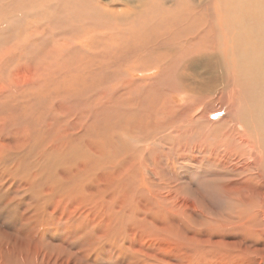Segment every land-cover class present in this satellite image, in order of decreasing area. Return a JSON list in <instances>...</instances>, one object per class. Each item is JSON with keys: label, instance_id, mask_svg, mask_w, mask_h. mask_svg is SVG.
I'll list each match as a JSON object with an SVG mask.
<instances>
[{"label": "rangeland", "instance_id": "obj_1", "mask_svg": "<svg viewBox=\"0 0 264 264\" xmlns=\"http://www.w3.org/2000/svg\"><path fill=\"white\" fill-rule=\"evenodd\" d=\"M84 1L0 0V19L9 21H6L8 28H15L23 19H30L31 26L34 27L39 16H44L41 17V20H44L41 28L43 35L37 34L39 46L31 48L29 65L22 61L13 63L8 59L0 62L3 63L0 69V117L6 118L16 112L19 117L24 118L21 111L26 107L29 116L25 125L8 127V130L4 129V134L0 130V143L2 141L6 144L4 152H0V264H264V0H206L205 3L204 0ZM157 3L163 9L158 8ZM214 4L223 11H231V14L241 8L250 10L253 15V25L247 19L236 23L231 15V26L235 27V30L231 29L230 34L235 40H243L235 48H225L224 35H219L218 29L211 37H206L211 38L212 43L209 45L208 39L197 38L192 26V17L189 16L191 8L198 7L206 11V14L209 13L206 19L201 16L196 18L202 26H208L214 24L211 18L216 17L215 11L212 10ZM105 9H108V12ZM133 25L135 26L132 28ZM31 31L35 35L34 29ZM7 33L11 35L9 38L19 39L9 29L0 28V38L8 35ZM141 38V41L138 40ZM91 39L92 41L87 43ZM148 40L151 42L148 43ZM115 42L119 43L116 45ZM92 43L95 45L92 46ZM53 44L58 50L61 48L59 51L62 53L61 58L63 57L57 65L52 63L50 56ZM66 44L71 46H65ZM190 49L213 53L225 68L226 64L231 65L230 69L233 68L231 70L236 74L238 91L233 90V87L227 89L231 92L229 98V93L224 89L216 96L207 97L210 99L206 103L201 92L195 90L192 85H187L182 70L183 63L178 62L181 58L178 52L185 55ZM92 53L96 55L93 56ZM24 56L25 54L22 55ZM117 57L123 58L120 60ZM110 58L114 63L117 62L118 66ZM86 60L91 61L88 63ZM130 62L136 66L132 68ZM81 64L84 65L82 75L87 77L83 84H80L77 78V69L81 68ZM99 65L103 67L101 74ZM152 66L161 67L160 75L155 78L156 82L146 78V68ZM132 69L137 73L129 74ZM190 74L188 76H191ZM65 75L68 79L73 77L70 84L67 83ZM130 75H133L132 78ZM130 79L134 80L132 84ZM60 80H63L64 86ZM92 81L97 82L94 85ZM16 83H27L30 90L27 93L26 87L16 89ZM9 84L13 86L6 90L4 86ZM84 87H87L86 99L77 100L76 98L84 94L81 91ZM75 92H78V95ZM126 92L132 100L134 98V101L139 103L136 110L127 107L126 102L130 100L127 99ZM12 93L18 94L17 97L7 99ZM113 93L116 94L115 97L120 93L121 98H115ZM25 94L30 96L28 104L22 107L21 104L27 97ZM223 96L230 99L229 104V99L224 100ZM91 97H103V102L108 100L110 104L108 103V108L98 110L97 113L94 108L89 114L86 107ZM57 104L60 106L58 110H61L51 111V108H57ZM65 109L69 114L66 119L71 133V142L66 144L70 153L63 150L66 148L61 151L66 163L51 152L44 153L38 148L41 144L47 146L52 137H55L56 141L58 131L56 128H47V123L52 124L53 117L63 114ZM120 113L122 118L118 115ZM76 116H80L87 123L94 122L96 126L86 128L80 123L84 129H79L73 123L74 120L80 122ZM135 119L137 124L133 122ZM119 124H122L120 129ZM80 134H87L92 138V142L81 144L79 140L74 141L73 138ZM136 134L139 136L136 137ZM117 150L123 151L118 153ZM152 150L155 153H152ZM24 154H27V158ZM114 155L116 156L113 157ZM88 160L91 162L88 163ZM114 160L121 161L120 171L122 169L125 172L116 173L110 170L114 172L110 179H105L102 174H90L92 165L96 167L94 171H100L108 165L116 166L114 164L117 162ZM130 169L135 171V175ZM79 170L80 173L85 171L84 174L81 173L82 176H78ZM92 177H95V180ZM132 177H135L134 181ZM137 179L144 182L141 190L135 193ZM101 195L105 198L102 199Z\"/></svg>", "mask_w": 264, "mask_h": 264}, {"label": "bare ground", "instance_id": "obj_2", "mask_svg": "<svg viewBox=\"0 0 264 264\" xmlns=\"http://www.w3.org/2000/svg\"><path fill=\"white\" fill-rule=\"evenodd\" d=\"M86 1V0H85ZM84 1V2H85ZM151 1V0H150ZM186 1V0H185ZM197 1V0H196ZM205 1L206 0H204L203 2L205 3ZM213 1V0H212ZM212 1H210L211 3H212ZM215 1V0H214ZM228 1V0H227ZM237 1V0H236ZM36 2H37V0H36ZM210 2H208V3H210ZM217 2H218V0H217ZM229 2V1H228ZM246 2V1H245ZM2 3H4L3 1H2ZM149 3V2H148ZM155 3V2H154ZM210 3V4H211ZM231 3V2H230ZM235 3H237V2H235ZM242 3H243V1H242ZM256 3V2H255ZM147 4V3H146ZM158 4V3H157ZM156 4V5H157ZM219 4V3H218ZM233 4V3H232ZM36 5H38L37 3H36ZM46 5V4H45ZM103 5V4H102ZM143 5H145V3L143 4ZM209 5V4H208ZM158 6V8H160L159 7V4L157 5ZM224 6V5H223ZM65 7V6H64ZM63 7V8H64ZM107 7L110 9V7L107 5ZM112 7H114V5L112 6ZM141 7V6H140ZM142 7H145V6H142ZM153 8H155L154 6H152ZM254 7H256L255 5H254ZM260 7V6H259ZM263 7V6H262ZM261 7V8H262ZM135 8V7H134ZM148 8V7H147ZM162 8V7H161ZM160 8V9H161ZM212 8V7H211ZM260 8V9H261ZM114 9V8H113ZM115 9H116V7H115ZM125 9V8H124ZM157 9V8H156ZM163 9V8H162ZM222 9V8H221ZM218 6H217V4H214V6H213V8H212V10H214L215 11V13H216V17L215 18H211V20L213 21V23L214 24H212V22H211V24L212 25H208V26H202L201 25V23H200V21H197L196 20V18H197V16H201V18H203V19H206V18H208L209 16L207 15V14H209V13H205L201 8H198V7H192L191 8V11H190V14H189V16L190 17H192V26H193V28H194V30L196 31V35H197V38H199L200 40H202V39H204V38H206V37H208V36H210L211 37V35H213L214 34V32L218 29L219 30V35H224V41H223V44H224V46H225V48H228L229 46H234V48L240 43V42H242L243 40L242 39H239V40H235L232 36H231V34H230V31H231V29H233V30H235V27H233V26H231L232 25V18H231V15H232V17H233V20L236 22V23H240V21L241 20H248L249 21V23L251 24V25H253V21H254V19H253V15H251V12H250V10H244V9H239L238 11H233L232 12V14H231V11H230V13L227 11V10H221ZM91 10H93V9H91ZM91 10H89V11H91ZM106 10V9H105ZM108 10V9H107ZM106 10V11H107ZM111 10H112V8H111ZM122 10V9H121ZM131 10V9H130ZM130 10H128L129 12H130ZM141 10H143L142 8H141ZM146 10V9H145ZM152 10V9H151ZM179 10V9H178ZM212 10H211V12H212ZM110 11V10H109ZM161 11V10H160ZM163 11V10H162ZM165 11V10H164ZM258 11V10H257ZM263 11H264V8H263ZM93 12V11H92ZM108 12V11H107ZM106 12V13H107ZM118 12H120V11H118ZM125 12H126V10H125ZM147 12V11H146ZM148 12H150V11H148ZM166 12V11H165ZM53 13V12H52ZM85 13H87V11L85 12ZM104 13V12H103ZM102 13V14H103ZM136 13V12H135ZM139 13V12H138ZM160 13V12H159ZM188 13V12H187ZM259 13V12H258ZM84 14V13H83ZM110 14H111V12H110ZM115 14V13H114ZM120 14V13H119ZM118 14V15H119ZM158 14V13H157ZM172 14V13H171ZM105 15V14H104ZM112 15V14H111ZM117 14H115V16H116ZM123 14H121V16H122ZM135 15V14H134ZM133 15V16H134ZM138 15H140V14H138ZM152 15V14H151ZM163 15V14H162ZM42 16H43V14H42ZM42 16H39V18H38V20H37V23H36V25L34 26V27H32L31 26V21H30V19H23L22 20V22H21V24L20 25H16L15 26V28L12 26V27H9L8 28V26H7V22L9 23V21H7L6 19H0V28H3V29H9V31H12V32H14V34L13 35H17L18 37H19V39H15V38H9V35H10V33H7L8 35H6V36H4V37H2V38H0V62H1V60H2V62H5V60L6 59H8L10 62H13V63H20V61H22L25 65H29V63L31 62V56H29V53H30V50H31V48H35V47H38L39 46V43H38V39H39V37H38V35L40 36V35H43V32H42V25H43V23H42V21L44 22V20H41V17ZM114 16V15H113ZM112 16V18H114ZM126 16V15H125ZM164 17H165V15H163ZM162 16V17H163ZM174 16V15H173ZM44 17V16H43ZM141 17H142V15H141ZM189 17V18H190ZM262 17V16H261ZM264 17V16H263ZM102 18V17H101ZM149 18V17H148ZM171 18H173V17H171ZM259 18V17H258ZM103 19V18H102ZM118 19V18H117ZM135 19V18H134ZM136 19H138V17L136 18ZM143 19V18H142ZM146 19V18H145ZM145 19H143V20H145ZM11 20H14V19H10V21ZM149 20V19H148ZM260 20V19H259ZM7 21V22H6ZM77 21V20H76ZM81 21V20H80ZM132 21V20H131ZM130 21V22H131ZM140 21V20H139ZM105 22H107V21H105ZM115 22H117V21H115ZM122 22V21H121ZM150 22L152 23V21L150 20ZM156 22H158V21H156ZM246 22V21H245ZM76 23V22H75ZM78 23H79V21H78ZM84 23H85V21H84ZM98 23V22H97ZM100 23V22H99ZM111 23V22H110ZM118 23V22H117ZM125 22H123V24H124ZM135 22H133V24H134ZM139 23V22H138ZM142 23H144V22H142ZM189 23V22H188ZM109 24V23H108ZM107 24V25H108ZM122 24V25H123ZM128 24V23H127ZM126 24V25H127ZM131 24V23H130ZM148 24V23H147ZM81 25V24H80ZM111 25V24H110ZM113 25V24H112ZM115 25H118V24H115ZM132 25V24H131ZM140 25H141V23H140ZM151 25V24H150ZM187 25V24H186ZM89 26V25H88ZM100 26V25H99ZM106 26V25H105ZM129 26V25H128ZM135 25H133L132 26V28L134 27ZM139 26V25H138ZM90 27V26H89ZM93 28H95L94 26H92ZM91 27V28H92ZM107 27V26H106ZM109 27H111V26H109ZM120 27V26H119ZM124 27V26H123ZM149 27H151V26H149ZM243 27V26H242ZM98 28V27H97ZM138 28V27H137ZM143 28V27H142ZM141 28V29H142ZM146 28H147V25H146ZM192 28V27H191ZM34 29V32H35V35L32 33V31L31 30H33ZM85 29H87V28H85ZM110 29V28H109ZM119 29V28H118ZM124 29V28H123ZM153 29V28H152ZM152 29H151V31H152ZM159 29H160V27H159ZM101 30V29H100ZM114 30V29H113ZM120 30V29H119ZM126 30V29H125ZM128 30V29H127ZM126 30V31H127ZM133 30V29H132ZM121 31H123L122 29H121ZM141 31V30H140ZM146 31V30H145ZM150 31V32H151ZM158 31V30H157ZM157 31H156V33H157ZM188 31V30H187ZM138 32V31H137ZM189 32V31H188ZM193 33H194V31H192ZM250 32V31H249ZM77 33V32H76ZM83 33V32H82ZM86 33V32H85ZM84 33V34H85ZM100 33V32H99ZM104 33V32H103ZM105 33H108V32H105ZM125 33V32H124ZM133 33V32H132ZM147 32H145V34H146ZM192 33V34H193ZM38 34V35H37ZM44 34H46L45 32H44ZM109 34V33H108ZM108 34H106V35H108ZM111 34V33H110ZM144 34V33H143ZM154 34V33H153ZM160 34V33H159ZM189 34V33H188ZM195 34V33H194ZM96 35V34H95ZM101 35V34H100ZM128 35V34H127ZM158 35V34H157ZM250 34L248 33V39H250V36H249ZM253 35V34H252ZM11 36V35H10ZM34 36V37H33ZM96 36H98V35H96ZM102 36H104V35H102ZM139 36V35H138ZM145 36V35H144ZM235 36V35H234ZM45 37V36H44ZM89 37V36H88ZM87 37V38H88ZM92 37H93V35H92ZM109 37H111V36H109ZM117 37H119V35L117 36ZM148 37V36H147ZM237 37H238V35H237ZM253 37V36H252ZM94 38H95V36H94ZM97 38V37H96ZM130 38V37H129ZM140 38V37H139ZM158 38V37H157ZM161 38V37H160ZM159 38V39H160ZM41 39V38H40ZM79 39V38H78ZM82 39H84V38H82ZM86 39V38H85ZM89 39V38H88ZM119 39H120V37H119ZM137 39V38H136ZM158 39V40H159ZM163 39V38H162ZM186 39H188V38H186ZM206 39H208V41H207V44L209 45L210 43H212L211 42V38H206ZM81 40V39H80ZM95 40H97V39H95ZM107 40V39H106ZM132 40V39H131ZM138 40H142V38L141 39H138ZM199 40V41H200ZM261 40H262V42H263V38H261ZM261 40H260V42H261ZM85 41V40H84ZM92 41V39L91 40H89L87 43H89V42H91ZM111 41H112V39H111ZM136 41V40H135ZM150 40H148V43H150L149 42ZM163 41H164V39H163ZM222 41V40H221ZM256 41V40H255ZM81 42V41H80ZM96 42V41H95ZM105 42V41H104ZM109 42V41H108ZM113 42V41H112ZM131 42V41H130ZM137 42V41H136ZM135 42V43H136ZM236 42H237V44H236ZM250 42H251V40H250ZM253 42V41H252ZM258 41H256L255 43H257ZM42 43H44V42H42ZM78 43V42H77ZM86 43V45H90V44H87ZM110 43V42H109ZM114 43V42H113ZM116 43V42H115ZM117 43H119V42H117ZM117 43H116V45H117ZM127 43V42H126ZM125 43V44H126ZM128 43H129V41H128ZM127 43V44H128ZM146 43V42H145ZM255 43H253V44H255ZM264 43V42H263ZM46 44V43H45ZM61 44H64V43H61ZM97 44V43H96ZM111 44V43H110ZM122 44V43H121ZM120 44V45H121ZM130 44V43H129ZM181 44H183V43H181ZM187 44H189L188 42H187ZM196 44V43H195ZM214 44V43H213ZM236 44V45H235ZM258 44V43H257ZM41 45V44H40ZM78 45V44H77ZM76 45V46H77ZM82 45V44H81ZM80 45V46H81ZM94 45H95V43H94ZM93 45V43H92V46H94ZM101 45V44H100ZM99 45V46H100ZM133 45V44H132ZM144 45V44H143ZM158 45H159V42H158ZM180 45V44H179ZM193 45H194V43H193ZM261 45H263V44H261ZM260 45V46H261ZM52 46V45H51ZM50 46V47H51ZM60 46V45H59ZM65 46H71L70 44H66ZM83 46V45H82ZM98 46V47H99ZM115 46V45H114ZM182 46V45H181ZM184 46V45H183ZM96 47H97V45H96ZM117 47V46H116ZM124 47V46H123ZM129 48L131 47V46H128ZM139 46H137V48H138ZM170 47V46H169ZM176 47V46H175ZM208 47V46H207ZM263 47H264V45H263ZM70 48V47H69ZM68 48V49H69ZM75 48V47H74ZM83 49H85L84 48V46L82 47ZM86 48H87V46H86ZM92 48H94V47H92ZM92 48H90V49H92ZM103 48V47H102ZM126 48V47H125ZM135 48V47H134ZM52 51L50 52V56H51V58H52V63L53 64H55V65H57V64H59V59H62L61 58V52L59 51V50H61V48L59 47V50H58V48L55 46V44H53V46H52ZM88 49H89V47H88ZM95 49V48H94ZM107 49V48H106ZM109 49H110V47H109ZM185 49V48H184ZM38 50V49H37ZM165 50V49H164ZM204 50V49H203ZM230 50V49H229ZM252 50H254V49H252ZM260 50V49H259ZM35 51V50H34ZM40 51V50H39ZM75 51V50H74ZM85 51V50H84ZM91 51V50H90ZM93 51V50H92ZM91 51V52H92ZM102 51V50H101ZM110 51V50H109ZM113 51V50H112ZM122 51V50H121ZM136 51V50H135ZM139 51H141V49H139ZM62 52H63V50H62ZM65 52V51H64ZM76 52V51H75ZM83 52V51H82ZM94 52H95V50H94ZM100 52V51H99ZM104 52V51H103ZM132 52V51H131ZM131 52H130V54H131ZM168 52V51H167ZM188 52V51H187ZM49 53V52H48ZM107 53V52H106ZM23 54H25V56L24 57H22V55ZM87 54V53H86ZM103 54V53H102ZM108 54V53H107ZM114 54H116V52L114 53ZM118 54V53H117ZM136 54V53H135ZM140 54L141 53H139V56H140ZM163 54V53H162ZM178 54L181 56V58L179 59V57H178V59H179V63H183V66H182V70H183V72H184V74H185V77H186V79H187V85H192V87H194V89L195 90H197L199 93L201 92L204 96H205V101H207L206 103H208V101H209V99L210 98H207V97H210V96H213V95H218V94H220V93H222L223 92V90L225 89V90H227V89H231V87H233L232 89L233 90H237L238 91V89H236V81H235V72L234 71H232L231 69H233V68H231L230 69V66L231 65H229V64H226V68L224 67V65H222L221 64V62H220V60H218V58L216 57V55H214L213 53H208V52H206L205 50H204V52L202 53L200 50H197V49H190V51L187 53V54H182V53H180V52H178ZM232 54H234V53H232ZM64 55V54H63ZM76 55V54H75ZM83 55V54H82ZM92 55H93V53H92ZM94 55H96V54H94ZM93 55V56H94ZM121 55V54H120ZM123 55V54H122ZM121 55V56H122ZM172 55V54H171ZM239 55V54H238ZM34 56V55H33ZM32 56V57H33ZM84 56H86V55H84ZM88 56V55H87ZM90 57H91V55H89ZM100 56V55H99ZM111 56H114V55H111ZM118 56H119V54H118ZM130 56V55H129ZM158 56V55H157ZM157 56H156V58H157ZM159 56H161V55H159ZM163 56H165V55H163ZM70 57V56H69ZM68 57V59H71V58H69ZM74 57V56H73ZM72 57V58H73ZM89 57V58H90ZM105 57V56H104ZM145 57V56H144ZM44 58V57H43ZM48 58H50V57H48ZM118 58V57H117ZM116 58V59H117ZM123 58V57H122ZM122 58H118V59H122ZM132 58V57H131ZM160 58V57H159ZM163 58V57H162ZM3 59H5V60H3ZM67 59V58H66ZM67 59V60H68ZM84 59V58H83ZM82 59V60H83ZM98 59V58H97ZM102 59V58H101ZM127 59V58H126ZM34 60V59H33ZM65 60V59H64ZM110 60H111V58H110ZM109 60V61H110ZM125 60V59H124ZM45 61V60H44ZM88 61V63L91 61H89V60H86V62ZM104 61V60H103ZM108 61V62H109ZM111 61H113V63H114V60H111ZM117 61V60H116ZM123 61V60H122ZM127 62L129 61L128 59L126 60ZM131 61H135V59L134 60H132L131 59ZM159 61V60H158ZM163 61V60H162ZM249 61H251V59L249 60ZM37 63H38V61H36ZM36 62H35V64H36ZM40 62V61H39ZM49 62V61H48ZM51 62V61H50ZM65 62V61H64ZM63 62V63H64ZM106 62V61H105ZM120 62V61H119ZM118 62V63H119ZM138 62V61H137ZM136 62V63H137ZM150 62V61H149ZM235 62V61H234ZM124 63V62H123ZM160 63V62H159ZM171 63V62H170ZM249 63H251V62H249ZM49 64V63H48ZM51 64V63H50ZM80 64V63H79ZM83 64V63H82ZM80 65L81 66V68H79V69H77V71H78V75H79V77H77L78 78V81H79V83L80 84H83V82H84V80L85 79H87V77H85L84 75H82V70H84L83 69V67H84V65ZM115 65H117V62H115L114 63ZM130 64H132L131 62H130ZM138 64V63H137ZM140 64V63H139ZM156 64V63H155ZM2 65H3V63H1L0 64V69L2 68ZM19 65H21V64H19ZM52 65V64H51ZM87 65V64H86ZM106 65H108V64H106ZM109 65H110V63H109ZM142 64H140V66H141ZM172 65V64H171ZM44 66V65H43ZM47 66V65H46ZM61 66V65H60ZM100 66V68H99V71H100V74H101V72L103 71V67L101 66V65H99ZM98 66V67H99ZM118 66V65H117ZM136 66V65H135ZM135 66H133V64H132V68L133 67H135ZM144 66V65H143ZM149 66V65H148ZM174 65H172V67H173ZM24 66H22V68H23ZM59 67V66H58ZM62 67V66H61ZM76 67H78V65L76 66ZM86 67V66H85ZM87 67H88V65H87ZM165 67V66H164ZM171 67V68H172ZM7 68V67H6ZM49 68V67H48ZM93 68H94V66H93ZM127 68V67H126ZM138 68H140V67H138ZM143 68V67H142ZM24 69V68H23ZM38 69V68H37ZM53 69V68H52ZM56 69V68H55ZM59 69V68H58ZM76 69V68H75ZM145 69V68H144ZM143 69V70H144ZM147 70H146V74L148 75V77L146 76V78H148L151 82H156L157 80L155 79V78H158V76L160 75V69H161V67H149V68H146ZM3 70V69H2ZM25 70V69H24ZM68 70H70V69H68ZM86 70V69H85ZM90 70H92V69H90ZM228 70H231V71H228ZM256 70H258V69H256ZM256 70H253V71H255L256 73H257V71ZM1 71V70H0ZM97 71V70H96ZM113 71V70H112ZM145 71V70H144ZM173 71V70H172ZM179 71V70H178ZM2 72V71H1ZM23 72V71H22ZM114 72V71H113ZM112 72V73H113ZM165 72V71H164ZM182 72V73H183ZM255 72H254V74H255ZM58 73V72H57ZM60 73V72H59ZM84 73H87V72H85L84 71ZM94 73V72H93ZM124 73H126V72H124ZM128 73V72H127ZM130 73H137V71L135 70V69H132V70H130L129 71V74ZM189 73H191L190 75L191 76H188V74ZM245 73V72H244ZM243 73V74H244ZM6 74V73H5ZM28 74V73H27ZM61 74V73H60ZM59 74V75H60ZM99 74V73H98ZM103 74V73H102ZM128 74V75H129ZM142 74V73H141ZM246 74V73H245ZM244 74V75H245ZM250 74V73H249ZM58 75V76H59ZM78 75H76V76H78ZM87 75V74H86ZM89 75V74H88ZM91 75H93V74H90V76ZM137 75V74H136ZM164 75V74H163ZM247 75V74H246ZM68 76H69V74H68ZM113 76H116V75H113ZM118 76V75H117ZM131 76V75H130ZM133 76V75H132ZM132 76H131V78H132ZM7 77H8V75H7ZM49 77V76H48ZM65 77H66V75H65ZM70 77V76H69ZM75 77V76H74ZM128 77V76H127ZM242 77V76H241ZM40 78H42L41 76H40ZM95 78V77H94ZM129 78V77H128ZM134 78V77H133ZM139 78V77H138ZM144 78V77H143ZM145 78V79H146ZM10 79H12V78H10ZM30 79V78H29ZM65 79V78H64ZM63 79V80H64ZM68 78L66 77V80H67ZM75 79V78H74ZM99 79H100V77H99ZM98 79V80H99ZM246 79V78H245ZM6 80V79H5ZM40 80H43V79H40ZM45 80V79H44ZM62 80V81H63ZM97 80V79H96ZM101 80H102V78H101ZM122 80H124V79H122ZM131 80V79H130ZM168 80V79H167ZM50 81V80H49ZM52 81V80H51ZM61 81V80H60ZM62 81H61V83H62ZM73 81V77L70 79H68V81H67V83H71ZM132 81V80H131ZM134 81V80H133ZM133 81L131 82V84L133 83ZM176 81V80H175ZM183 81H184V79H183ZM93 82V81H92ZM95 82H97V81H94L93 82V84L95 85ZM101 82V81H100ZM122 83L124 82V81H121ZM120 82V83H121ZM128 82V81H127ZM130 82V81H129ZM60 83V82H59ZM76 82H74V84H75ZM121 83V84H122ZM184 83H185V81H184ZM14 84V83H13ZM13 84H9V86H4L5 88H6V90L8 89V87H11V86H13ZM21 84H24V85H21ZM52 84H53V82H52ZM52 84H50V86L52 85ZM63 84V83H62ZM73 84V83H72ZM118 84V83H117ZM127 84V83H126ZM141 84V83H140ZM65 84H63V86H64ZM120 85V84H119ZM124 85V84H123ZM163 85V84H162ZM165 85V84H164ZM264 85V84H263ZM37 86V85H36ZM40 85H38V87H39ZM101 86V85H100ZM167 86V85H166ZM176 86V85H175ZM238 86V85H237ZM4 87H3V89H4ZM14 87L17 89V88H24V87H26V89H27V93H28V91L30 90V88L28 89V87H30V85H27V83H19V84H17L16 83V85H14ZM35 87V86H34ZM61 87V86H60ZM59 87V88H60ZM75 87V86H74ZM106 87V86H105ZM104 87V88H105ZM113 87V86H112ZM122 87V86H121ZM126 87V86H125ZM135 87V86H134ZM191 87V88H192ZM36 88V87H35ZM179 88V87H178ZM37 89V88H36ZM69 89V88H68ZM71 89V88H70ZM78 89V88H77ZM110 89H112L113 90V88H111L110 87ZM115 89H117V88H115ZM32 90V89H31ZM51 89H50V87H49V90L48 91H50ZM57 90H58V88H57ZM87 90V87H84L83 88V90H81V91H83V95L81 96V97H78V98H76L77 100H80V101H84L85 99H86V96H85V91ZM106 90V89H105ZM108 90V89H107ZM127 89H125V91H126ZM110 91V90H109ZM124 91V90H123ZM123 91H121L122 93H123ZM132 91V90H131ZM130 91V93H132ZM138 91V90H137ZM188 91H190V90H188ZM16 92V91H15ZM22 92V91H21ZM38 92V91H37ZM63 92H64V90H63ZM107 92V91H106ZM127 92H128V90H127ZM126 92V93H127ZM34 93H36V90H35V92ZM40 93H42V92H40ZM47 93V92H46ZM75 93H77V95H78V92H75ZM74 93V94H75ZM104 93V92H103ZM125 93V94H126ZM148 93V92H147ZM227 93H229L228 95H229V98H230V95H231V92H229V90H227ZM227 93H226V95H227ZM2 94V93H1ZM72 94H73V92H72ZM111 94V93H110ZM113 94H115V93H113ZM120 94V93H119ZM119 94L117 93V96L118 97H115L116 96V94L114 95V97L115 98H119L120 96H119ZM225 94V93H224ZM237 94V92H235L234 93V95H236ZM4 95V94H3ZM17 95L18 94H15V93H12V94H9L8 96H7V99L8 98H16L17 97ZM25 95H27V97L25 98V100L23 101V103L21 104V105H23L22 107H24L25 105H27L28 104V98H29V96L30 95H28V94H25ZM41 95H43V94H41ZM101 95V94H100ZM104 95V94H103ZM122 95V94H121ZM129 95V93H127V99H129L130 100V102H126V104H127V107L129 108V109H135L136 110V108H138L139 106H138V104L134 101V98H133V100L128 96ZM131 95V94H130ZM227 95V96H228ZM32 96V95H31ZM35 96H38V95H35ZM102 96V95H101ZM123 96V95H122ZM132 96V95H131ZM178 97H179V95H177ZM221 96H222V94H221ZM232 96H233V94H232ZM42 97V96H41ZM57 97V96H56ZM60 97V96H59ZM68 97H69V95H68ZM74 97V96H73ZM111 97H113V96H111ZM114 97H113V99H114ZM124 97V96H123ZM220 97V96H219ZM226 97V96H225ZM225 97L223 96V98H224V100H228V99H225ZM61 98V97H60ZM88 98V97H87ZM121 98V97H120ZM119 98V99H120ZM172 98V97H171ZM222 98V97H221ZM112 99V100H113ZM198 99V98H197ZM212 99V98H211ZM6 100V99H5ZM232 100V99H231ZM52 101V100H51ZM50 101V102H51ZM200 101V100H199ZM199 101H197V102H199ZM202 101V100H201ZM223 101V100H222ZM6 102H7V100H6ZM103 97H91L90 98V101H89V103H88V105H87V107H86V111L87 112H89V114H90V112L94 109V108H96L97 109V111H95L96 113L98 112V110H103V108H108V103L110 104V102L107 100L106 102H103ZM179 102V101H178ZM195 102V101H194ZM202 102H204V101H202ZM229 102H230V99H229V101H228V104H229ZM64 103V102H63ZM101 103V104H100ZM115 104H116V102H114ZM201 103V102H200ZM205 103V102H204ZM100 104V105H99ZM125 104V103H124ZM227 104V103H226ZM13 105H15V103L13 104ZM58 105V104H57ZM62 105V104H61ZM98 105H99V107H98ZM141 105V104H140ZM143 105H144V102H143ZM211 105H212V103H211ZM216 105V104H215ZM218 105H219V103H218ZM218 105H217V107H218ZM64 106V105H63ZM114 106V105H113ZM207 106V105H206ZM213 106V105H212ZM212 106H211V108H212ZM52 107H54V105L52 106ZM58 107H60L59 105L57 106V108H51V111H54V112H59L60 110H58ZM98 107V108H97ZM110 107V106H109ZM115 107V106H114ZM228 107V106H227ZM5 108H12V107H5ZM119 108V107H118ZM123 108H125V107H123ZM122 108V109H123ZM144 108V107H143ZM206 109H207V107H205ZM209 108H210V106H209ZM214 108V107H213ZM234 108V107H233ZM216 109V108H215ZM225 109V108H224ZM109 110V109H108ZM127 110V109H126ZM142 110V109H141ZM214 110V109H213ZM36 111V110H35ZM119 111V110H118ZM121 111V110H120ZM119 111V112H120ZM144 111V110H143ZM169 111V110H168ZM202 111H204V110H202ZM205 111H207V110H205ZM209 111H210V109H209ZM212 111V110H211ZM210 111V112H211ZM22 114L24 115V118H21V117H19V115L16 113V112H14V113H12V114H10V115H8V117H0V130L3 132V134L4 133H6V131L5 130H8V127H14V126H16V125H18V124H21V125H25L26 123H27V121H29L28 119H29V116H28V110H27V107L26 108H24L22 111ZM37 112V111H36ZM53 112V113H54ZM122 112V111H121ZM133 112V111H132ZM140 112L141 111H139L138 113H139V115H140ZM210 112H209V114H210ZM213 112V111H212ZM215 112V111H214ZM218 112V111H217ZM242 112V111H241ZM0 113H2V111H0ZM31 113V112H30ZM34 113V112H33ZM106 113V112H105ZM115 113V112H114ZM137 113V112H136ZM202 113V112H201ZM239 113V112H238ZM39 114V113H38ZM43 114V113H42ZM85 114V113H84ZM93 113H91V116H93L92 115ZM107 114V113H106ZM112 114V113H111ZM130 114V113H129ZM128 114V115H129ZM146 114V113H145ZM68 113H67V111H66V109L65 110H63V114H60L59 116H58V114H57V116H55V117H53V123L52 124H48L47 123V128L48 127H50V128H56L55 130H57L58 131V133H57V135L58 136H56V141H55V137H52V138H50L49 140H48V145L46 146V145H44V144H41V145H39L38 146V148L39 149H41L44 153H46L47 151H49V152H51V154H53V155H55V156H58L57 158H59V160H61V159H63L64 160V158H65V156L62 158V156H61V151H62V148H66V149H63V150H67V152H69L68 151V149H67V147H66V144L67 143H70L71 142V133H70V126H69V124H68V120L66 119L67 117H68ZM110 114L108 113V116H109ZM117 115V114H116ZM120 117H121V113L120 114H118ZM133 115V114H132ZM160 115V114H159ZM239 115V114H238ZM244 115V114H243ZM2 116V115H1ZM39 116H40V114H39ZM38 116V117H39ZM85 116V115H84ZM189 116V115H188ZM204 116H205V114H204ZM236 116V115H235ZM32 117V116H31ZM35 117L37 118V116L35 115ZM43 118H45L44 116H42ZM77 117V119L80 121V122H78L77 120H74L73 121V123H74V125L77 127V128H79V129H84V128H82L81 127V124L84 126V127H86V128H91V127H94V126H96L95 125V123L94 122H90V123H87V122H85V121H83L82 119H81V117L80 116H76ZM128 117H131V116H128ZM143 117V116H142ZM233 117V116H232ZM231 117V118H232ZM33 118V117H32ZM43 118L41 119L42 120V122L44 121L43 120ZM52 118V117H51ZM50 118V119H51ZM122 118V117H121ZM141 118V117H140ZM148 118V117H147ZM170 118V117H169ZM178 118H179V116H178ZM241 118V117H240ZM145 119V118H144ZM177 119V118H176ZM182 119V118H181ZM204 119V118H203ZM203 119H201L200 118V120H203ZM233 119V118H232ZM239 119V118H238ZM237 119V120H238ZM34 120H36V119H34ZM47 120H49V119H47ZM52 120V119H51ZM126 120V119H125ZM136 120V119H135ZM231 120V119H230ZM31 121V120H30ZM38 121H40V120H38ZM96 121V120H95ZM120 121V120H119ZM121 121H122V119H121ZM120 121V122H121ZM189 121V120H188ZM187 121V122H188ZM225 121V120H224ZM223 121V122H224ZM242 121V120H241ZM31 122H33V121H31ZM30 122V123H31ZM51 122V121H50ZM49 122V123H50ZM128 122V121H127ZM134 123H136V122H138L137 120L136 121H133ZM140 122V121H139ZM40 123V122H39ZM73 123H72V125H73ZM81 123V124H80ZM115 123V122H114ZM122 123V122H121ZM141 123V122H140ZM172 123V122H171ZM170 123V124H171ZM193 123V122H192ZM200 123H201V121H200ZM34 124V123H33ZM42 124H44V123H42ZM137 124V123H136ZM173 124V123H172ZM210 125L212 124V123H209ZM39 125V124H38ZM110 125V124H109ZM108 125V126H109ZM112 125V124H111ZM120 125V124H119ZM122 125V124H121ZM121 125L119 126V129H120V127H121ZM142 125V124H141ZM154 125V124H153ZM175 125V124H174ZM43 126V125H42ZM128 126V125H127ZM137 126V125H136ZM140 126V125H139ZM152 126V125H151ZM41 127V126H40ZM98 127V126H97ZM97 127H95V128H97ZM110 127V126H109ZM116 127V126H115ZM141 127V126H140ZM150 127V126H149ZM49 128V129H50ZM85 128V129H86ZM99 128V127H98ZM107 128V127H106ZM118 128V127H117ZM117 128H116V131H117ZM161 128V127H160ZM221 128V127H220ZM233 128V127H232ZM5 129V130H4ZM139 129H141V128H139ZM138 129V130H139ZM235 129V128H234ZM255 129V128H254ZM88 130V129H87ZM133 130H134V128H133ZM136 130H137V128H136ZM143 130V129H142ZM47 131V130H46ZM80 131V130H79ZM113 131V130H112ZM116 131H114V132H116ZM119 131V130H118ZM146 131V130H145ZM199 131V130H198ZM230 131H232V130H230ZM50 132H51V130H50ZM120 132V131H119ZM138 132H140V131H138ZM149 132V131H148ZM227 132V131H226ZM225 132V133H226ZM31 133V132H30ZM82 133V132H81ZM84 133V132H83ZM124 133V132H123ZM132 133V132H131ZM130 133V134H131ZM133 133H134V131H133ZM137 133V132H136ZM145 133V132H144ZM147 133V132H146ZM156 133V132H155ZM224 133V132H223ZM13 134V133H12ZM25 134V133H24ZM61 134V135H60ZM88 134V133H87ZM87 134H85V135H82V134H80L77 138L76 137H74L73 139H74V141L75 140H79L80 142L79 143H81L82 144V142H85V143H90V142H92V138L90 137V136H88ZM114 134V133H113ZM122 134V133H121ZM121 134H120V137H121ZM126 134V133H125ZM124 134V135H125ZM160 134V133H159ZM159 134H158V137H159ZM229 134H231V132H229ZM55 135V134H54ZM133 135V134H132ZM5 136V135H4ZM36 136V135H35ZM94 136V135H93ZM115 136H117V135H115ZM126 136V135H125ZM125 136H123V138L125 137ZM136 137L137 136H139V135H135ZM156 136V135H155ZM215 136V135H214ZM227 136H229V135H227ZM235 136V135H234ZM19 137V136H18ZM40 137V136H39ZM87 139V141L88 142H86V139ZM176 137V136H175ZM233 137V136H232ZM26 138V137H25ZM29 138V137H28ZM35 138V137H34ZM60 138V139H59ZM113 138H114V136H113ZM122 138V139H123ZM126 138V137H125ZM217 138V137H216ZM43 139H45V138H43ZM62 139V140H61ZM165 139V138H164ZM36 140V139H35ZM35 140H32V141H35ZM60 140H61V142H60ZM115 140H116V138H115ZM115 140H113V141H115ZM125 140H127V139H125ZM165 140H167V139H165ZM191 140V139H190ZM65 141V142H64ZM93 141H95V140H93ZM148 141V140H147ZM164 141V140H163ZM204 141V140H203ZM218 141V140H217ZM239 141V140H238ZM180 142V141H179ZM201 142V141H200ZM115 143V142H114ZM114 143H113V145H114ZM117 143V142H116ZM124 143V142H123ZM73 144V143H72ZM75 144V143H74ZM78 144V143H77ZM80 144V145H81ZM102 144V143H101ZM112 144V143H111ZM5 143H2V141H1V143H0V147H1V149H0V152H1V150L4 152V149H6V147H5ZM30 145V144H29ZM36 145V144H35ZM139 145V144H138ZM137 145V146H138ZM141 145V144H140ZM158 145V144H157ZM191 145V144H190ZM197 145V144H196ZM205 145V144H204ZM78 146V145H77ZM123 146V145H122ZM136 146V145H135ZM134 146V147H135ZM136 146V147H137ZM156 146V145H155ZM180 146V145H179ZM184 146V145H183ZM197 146H199V145H197ZM101 147H102V145H101ZM135 147V148H136ZM176 147V146H175ZM204 147V146H203ZM208 147V146H207ZM213 147H215V146H213ZM72 148V147H71ZM85 148V147H84ZM93 148V147H92ZM94 148H95V146H94ZM109 148V147H108ZM112 148V147H111ZM110 148V150H112ZM119 148V147H118ZM130 148H131V146H130ZM145 148H146V146H145ZM170 148V147H169ZM187 148V147H186ZM185 148V149H186ZM200 148V147H199ZM205 148V147H204ZM203 148V149H204ZM220 148V147H219ZM251 148V147H250ZM89 149V148H88ZM114 149V148H113ZM116 149V148H115ZM138 149V148H137ZM140 149V148H139ZM151 149V148H150ZM149 149V150H150ZM153 149H154V147H153ZM191 149V148H190ZM209 149V148H208ZM212 149V148H211ZM38 150V149H37ZM155 150V149H154ZM154 150H152V151H154ZM158 150V149H157ZM171 150V149H170ZM182 150V149H181ZM194 150V149H193ZM201 150V149H200ZM199 150V151H200ZM118 151V150H117ZM120 151H123V150H119L118 151V153L120 152ZM129 151V150H128ZM148 151V150H147ZM147 151H145V152H147ZM161 151V150H160ZM186 151V150H185ZM196 151V150H195ZM209 151H211L210 149H209ZM208 151V152H209ZM20 152V151H19ZM37 152V151H36ZM39 152V151H38ZM75 152V151H74ZM111 152V151H110ZM115 152V151H114ZM113 152V153H114ZM134 152H136V151H134ZM138 152V151H137ZM150 152V151H149ZM149 152H148V156H149ZM187 152H188V150H187ZM192 152V151H191ZM201 152V151H200ZM204 152V151H203ZM206 152H207V149H206ZM207 152V153H208ZM212 152V151H211ZM214 153L216 152V151H213ZM70 153V152H69ZM95 153V152H94ZM152 153H155V151L154 152H152ZM151 152H150V155L152 154ZM171 153V152H170ZM169 153V154H170ZM193 153H194V151H193ZM195 153H197V151L195 152ZM213 153V155H215ZM217 153V152H216ZM49 154V153H48ZM135 154V153H134ZM147 154V153H146ZM172 154H173V152H172ZM204 154V153H203ZM211 154V153H210ZM40 155V154H39ZM63 155V154H62ZM98 155V154H97ZM110 155V154H109ZM132 155V154H131ZM191 155H192V153H191ZM194 155V154H193ZM196 155V154H195ZM202 155V154H201ZM209 155V154H208ZM218 155V154H217ZM48 156V155H47ZM105 156V155H104ZM116 155H114L113 157H115ZM127 156V155H126ZM135 156V155H134ZM147 156V155H146ZM147 156V157H148ZM152 156V155H151ZM171 156V155H170ZM173 156V155H172ZM182 156V155H181ZM210 156V155H209ZM216 156V155H215ZM219 156V155H218ZM13 157V156H12ZM19 157V156H18ZM24 157L25 158H27V154H24ZM68 157V156H67ZM71 157V156H70ZM153 157V156H152ZM188 157V156H187ZM212 157V156H211ZM69 158V157H68ZM109 158V157H108ZM117 158V157H116ZM122 158V157H121ZM127 159L129 158V157H126ZM142 158V157H141ZM148 158H150V157H148ZM189 158H191L190 157V155H189ZM193 158H195V157H193ZM192 158V159H193ZM202 158V157H201ZM209 158V157H208ZM21 159V158H20ZM32 159H33V157H32ZM70 159V158H69ZM68 159V160H69ZM111 159V158H110ZM129 159H131V158H129ZM132 159H134L133 157H132ZM210 159V158H209ZM220 159V158H219ZM118 160V159H117ZM121 160V159H120ZM145 160H146V157H145ZM148 160V159H147ZM180 160V159H179ZM196 160V159H195ZM202 160V159H201ZM234 160V159H233ZM2 161V160H1ZM37 161V160H36ZM35 161V162H36ZM42 161V160H41ZM70 161H71V159H70ZM114 161H116V160H114ZM121 161H123V160H121ZM121 161H116L117 163L116 164H114V165H116V166H110V165H108L107 167H102L101 168V170L100 171H94V170H96V167L94 166V165H92V169L93 170H91L90 169V174L92 173V175L94 176V174H96V173H98V174H102L103 176H104V178L105 179H110V177L114 174V172H111L110 170H113V171H115L116 173H119V171H120V164H119V162H121ZM126 162H127V160H125ZM124 161V163H126ZM135 161V160H134ZM133 161V162H134ZM149 161V160H148ZM174 161V160H173ZM213 161H214V158H213ZM3 162V161H2ZM34 162V161H33ZM64 162L66 163V161L64 160ZM91 161L90 160H88V163H90ZM128 162H129V160H128ZM132 162V163H133ZM136 162H137V160H136ZM198 162V161H197ZM110 163V162H109ZM149 163V162H148ZM172 163V162H171ZM174 163H175V161H174ZM1 164V163H0ZM8 164V163H7ZM34 164V163H33ZM38 164V163H37ZM58 164V163H57ZM111 164H113V163H111ZM129 164V163H128ZM170 164V163H169ZM12 165H14V164H12ZM138 165V164H137ZM137 165H135V167H137ZM175 165V164H174ZM29 166V165H28ZM77 166H78V163H77ZM130 166V165H129ZM133 166H134V163H133ZM132 166V167H133ZM1 167V166H0ZM3 167V166H2ZM73 167V166H72ZM19 168V167H18ZM77 168V167H76ZM76 168H75V170H76ZM86 168L87 169H85V171L87 172V170H88V166L86 165ZM124 168V167H123ZM189 168V167H188ZM20 169V168H19ZM36 169V168H35ZM129 169V168H128ZM132 169V168H131ZM131 169H130V172H132L133 173V171L134 170H132L131 171ZM146 169V168H145ZM83 170H84V168H83ZM81 171V173L82 174H84V172L85 171ZM9 171H11V170H9ZM77 171V170H76ZM121 171H124V170H122L121 169ZM120 171V172H121ZM126 171H128L127 169H126ZM150 171V170H149ZM175 171V170H174ZM19 172H20V170H19ZM125 172V171H124ZM129 172V171H128ZM138 172V171H137ZM136 172V173H137ZM140 172H141V170H140ZM1 173V172H0ZM75 173H77V172H75ZM81 173H80V170H79V175L78 176H82L81 175ZM4 174V173H3ZM133 175H135V171H134V174ZM137 175H139V174H137ZM170 175V174H169ZM6 176V175H5ZM84 176H86V175H84ZM91 176V175H90ZM101 176V175H100ZM102 176V177H103ZM148 176V175H147ZM99 177V175L97 176V178ZM139 177V176H138ZM152 177V176H151ZM93 178V177H92ZM92 178H91V180H92ZM95 178V177H94ZM93 178V179H94ZM133 178V177H132ZM135 178V177H134ZM134 178H133V181H134ZM95 180V179H94ZM3 181V180H2ZM140 181V182H139ZM7 182V181H6ZM143 182H144V180H135V184H137V186H136V192L135 193H137L138 191H140L141 190V186H142V184H143ZM42 183V182H41ZM111 183H112V181H111ZM0 184H1V177H0ZM2 185H3V183H2ZM112 185V184H111ZM110 185V186H111ZM122 185V184H121ZM221 185H223V184H221ZM121 187V186H120ZM23 188V187H22ZM122 188H123V186H122ZM3 189V188H2ZM9 189V188H8ZM24 189V188H23ZM69 189V188H68ZM73 190V189H72ZM134 189H132V191H133ZM121 191H122V189H121ZM123 192V191H122ZM3 193V192H2ZM37 194H38V192H37ZM206 194V193H205ZM4 195H5V193H4ZM43 197V196H42ZM101 197H102V199L103 198H105V196L104 195H101ZM129 197H131V196H129ZM134 197V196H133ZM72 198V197H71ZM100 198V197H99ZM26 205V204H25ZM5 206V205H4ZM177 206V205H176ZM179 207V206H178ZM31 208V207H30ZM16 211V210H15ZM174 230V229H173ZM61 231V230H60ZM76 231V230H75ZM69 232V231H68ZM80 232V231H79ZM82 233V232H81ZM115 235V234H114ZM182 236V235H181ZM77 237V236H76ZM120 237V236H119ZM69 238V237H68ZM84 238V237H83ZM121 238V237H120ZM75 239V238H74ZM92 239V238H91ZM77 240V239H76ZM47 241V240H46ZM46 241H45V243H46ZM69 241V240H68ZM87 241V240H86ZM95 241H97V240H95ZM43 242V241H42ZM82 242V241H81ZM90 242H92V241H90ZM98 242H99V240H98ZM97 242V243H98ZM44 243V244H45ZM110 244V243H109ZM90 249V248H89ZM88 250V249H87ZM86 250V251H87ZM132 250V249H131ZM38 251H40V249L38 250ZM41 252V251H40ZM44 253V252H43ZM42 253V254H43ZM86 253V252H85ZM91 253V252H90ZM41 254V255H42ZM25 256H27V255H25ZM25 256H24V258H25ZM42 256H44V254L42 255ZM42 256H40V257H42ZM27 258H28V256H27ZM26 260H28V259H26ZM24 261V260H23ZM22 261V262H23ZM30 261V260H29ZM17 263H19V262H17ZM24 263V262H23ZM33 264V263H32Z\"/></svg>", "mask_w": 264, "mask_h": 264}]
</instances>
